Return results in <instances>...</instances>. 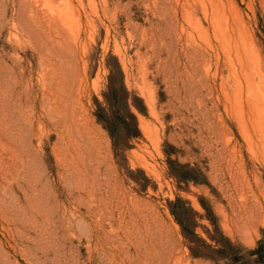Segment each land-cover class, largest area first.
Wrapping results in <instances>:
<instances>
[{
  "label": "rangeland",
  "instance_id": "obj_1",
  "mask_svg": "<svg viewBox=\"0 0 264 264\" xmlns=\"http://www.w3.org/2000/svg\"><path fill=\"white\" fill-rule=\"evenodd\" d=\"M0 264H264V0H0Z\"/></svg>",
  "mask_w": 264,
  "mask_h": 264
},
{
  "label": "trees",
  "instance_id": "obj_2",
  "mask_svg": "<svg viewBox=\"0 0 264 264\" xmlns=\"http://www.w3.org/2000/svg\"><path fill=\"white\" fill-rule=\"evenodd\" d=\"M254 253L258 255V256H257V259H260V260H261V256H259L258 248L255 250Z\"/></svg>",
  "mask_w": 264,
  "mask_h": 264
}]
</instances>
